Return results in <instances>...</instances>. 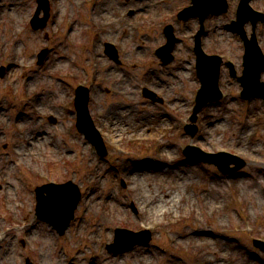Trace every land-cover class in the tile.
<instances>
[{
    "label": "rangeland",
    "instance_id": "374dc122",
    "mask_svg": "<svg viewBox=\"0 0 264 264\" xmlns=\"http://www.w3.org/2000/svg\"><path fill=\"white\" fill-rule=\"evenodd\" d=\"M79 1L83 4L79 5ZM63 2L65 3V7L60 9V29L58 31L62 33H69L70 28L65 25V21L68 19L70 21L72 20V22L79 21L78 26H76V24L74 25L75 29L81 27V25L84 26L82 23L85 21L84 18H86V14L91 10V3L85 4L84 0H63ZM113 2L114 4L112 5ZM1 3L5 5V8L2 9L5 11L4 13H9L14 17L10 16L11 18L7 23L8 18L7 16L4 17L3 13L0 20V39L5 38L9 43V58H14L16 56L15 53L18 52L16 59L18 60L19 65H25V68H28V71H24L22 73L16 70H14V72L10 71L8 74H6L9 78L5 77L0 81V107L2 106V109L4 110V113L2 112L0 114V156L3 157L0 161L4 162V160H6L4 157L9 150L11 154L13 153L16 156L14 157L15 162L12 167V171L10 172V177L13 179V182L10 181V183L14 187L12 186L10 189L4 190L0 185V198L1 195L4 194L6 196L7 193L22 187V179H24L26 175V178H32L34 177L32 175L34 173L39 176L46 172L50 173L49 177H54V179H57L59 176L64 177L66 171H68V178L61 180L60 184L69 182L74 184V181H77L74 185H81L84 190L82 204H90L89 210L84 216L85 231L88 230V232H97L96 227L100 226L101 233H105L107 229L112 230L114 226L117 225H126L130 229H133V231H136L138 230L137 224L139 220L143 222L145 221V218L146 220L154 219H148L141 214L143 213L141 210H144L142 206H147L148 203L151 202L150 200H152L148 196V188L155 191L158 187L156 183L157 181H154L158 178H155L153 173H149L148 168L151 169L154 167V165H159L160 168L163 166L164 168L161 170V172L164 173L167 181H169L171 178L172 185L176 183V185H174V187L176 186L175 188H177L178 182L187 187L184 188V192L180 190V193L182 196L188 199V202H184L179 205L175 209L176 214L184 213V211L193 208H197L199 210V207L201 208L200 213H206L208 210L206 209L205 205L202 204L200 199V196H202L203 193L208 196L209 203L207 206H210L209 210L214 211L213 218L211 220L208 219L207 222L203 223V228L206 229L205 232L207 234L205 233V235L202 237L209 239L212 245L211 248L204 247V249L201 248L196 252V255H198L199 259L208 264H263L262 261H259L258 258L253 256V250H251V246H249V239L252 236L256 237L257 239L264 238V189H262V187H264V161L259 160V158L264 157V141L258 138L254 141L253 145L249 149H245L239 145L243 138L242 134L247 132V130H250V127L248 124L246 128L247 130L241 128L244 108H242V105H240L239 101L234 97H230L227 104L221 105L219 107L215 106L208 108L200 114V117H197L198 119L196 125L199 129L198 134H200V136L203 131L207 129V127H212L214 124H216L213 127L214 130L206 133L204 136L205 141H199L196 139L197 137H195L192 138V141L190 142L189 138L180 134L183 133L182 131L171 128L172 122H176V118L178 117L175 111L179 110V115L186 113L185 108L188 106V96H190L189 91L192 93L193 89L195 88L194 86H196V83L193 79V70L190 66L192 64L191 62L194 60V57L190 51L188 45L190 42L188 40L186 42L182 41L178 46H176L175 60L170 66H161L156 60V57L151 56L152 54L146 51V48L144 47L145 45H154L155 47L156 44L164 42L162 36H157V34L161 33V28L158 26L159 24L150 18L153 17L151 15L158 14L162 10V8L156 7L154 5L156 1H142L136 2L132 5V7L135 8L137 12V15L134 17L137 26L142 28H133L132 31L130 33L128 32L127 35L132 36V43H128V46H132L137 52L136 55H138V57L135 58L144 62L147 60L148 64L135 69L131 68L133 69L132 71H125V67L119 68L116 66L114 70L112 69V73L114 74L112 79H118L120 80V83H126V86L128 87L126 92H131L134 94V89L140 87V84L142 85L141 78H143V75L149 77L152 76L153 87L166 94H172V92H174V96L176 97H172L173 101L175 102V99L179 98L180 104L178 106L175 103L163 106L160 104L152 106L150 103H148V101L142 104H136L137 101L134 99L132 101L133 105H131L135 106V108H133L131 111L134 118L132 120L133 125H129L130 130H127L126 123L123 124L122 127H125V129L122 130V133L120 134L121 136H128L127 138L123 137L125 140L128 139V141L126 140L124 146L121 147L122 152L116 154L113 151L112 144L107 143V139H105V145L108 147L107 150L110 151L109 153L112 157L111 159L105 158L101 161L96 160L97 158L93 152L92 153L94 155L88 152V147L90 146L87 145L85 141L78 138L79 136L76 134L77 132L75 131L73 125L70 133L66 134L68 137H72L75 143H71L69 140V144H66L64 147L68 150V152H63V154H68L75 150L78 152V154L74 155L75 157H72L71 154H68V156H66V160L64 161L65 165L59 162H51V159L54 161L57 160L56 156H52V150L49 147H43L40 144H37L38 147H36V144L31 143L32 146L27 144L26 147H28V150H25L26 148L24 149L22 147L24 143H22L21 140L17 141V136H21L26 127L30 124L31 128L34 130L36 129L37 125L39 126V129L35 130L36 132L47 134L46 137L44 136V140H47L48 136L52 137L55 134H65V132H63V128L71 125L69 124L71 122L69 114L61 110L60 102L65 100L69 95L71 97L70 89H72L73 96V91L75 90L76 85L74 86V83L70 82L69 80L66 81V79H61L60 76L64 72L67 73L71 71H76L80 73L79 75H83V69L87 68V65L82 61L86 60L90 54V51L84 48V46L87 45V39H89V37L86 35L88 33H84L83 30L77 36V32H74V41L70 43V45H73V49L68 50L69 55L66 54L68 56V62L71 61V64L66 63V60L60 62V64L58 63L61 54L65 53L61 48H58L57 50L53 51L56 53L51 56L54 61L51 62L50 60L51 63L48 64L49 69L46 71L41 69V74L37 75L39 69H36L35 66L32 67L31 71L29 70L30 65L33 64V62L30 64V61L32 60L31 56H34L33 54H35L36 58L40 51L43 50L44 47L48 46L50 42H52V39H47V35L50 31L48 26H46L44 30L36 32H33L30 28V22L28 21L31 17H33L37 8L36 0H0V4ZM122 3V1L111 0L108 6L110 15H107L106 18L113 19L118 16L120 11H122L120 8ZM125 5V7L130 6L129 1H127ZM53 6H55V2L52 5L49 4L50 12L51 9H53ZM254 6L256 8L263 9L264 0H256L254 2ZM146 11H150V14L146 15ZM62 15H64V18ZM41 16L42 15L40 13V17ZM12 18H16L17 21L19 18L20 21L16 26L10 23L12 22ZM133 20L134 19L132 18V25L135 24ZM143 26L148 27L149 32H146ZM3 28L5 29V34L1 33ZM17 29H20L19 32L22 33L20 37L14 33ZM210 34L211 35L207 39L204 38L203 45L205 48L208 50L209 47L212 46V48H215L220 52H225L230 55V59L235 60V62L239 64L242 50H239V43L237 42L236 37L232 36L230 33H226L224 30L212 31ZM79 36H81L80 40L78 38ZM154 36H156V38H154ZM76 38H78L79 41ZM120 38L122 37L120 36L117 39ZM141 38L146 40L145 44L140 42V40H142ZM259 39L260 46L264 52V31L262 30L259 32ZM58 41L59 40L55 38L53 42L57 43ZM75 45L76 48H74ZM77 48H79V50L76 51ZM77 53H79L78 56L80 59L74 58V56H77ZM76 63H78L77 68H75L77 65ZM0 64H2V59H0ZM107 69L108 68L106 67L104 71H107ZM24 74H26V76L31 75L34 77L33 80H29L30 82H28L32 85L31 92L37 90L42 93V102L40 104L38 102L37 104L34 103L33 105L28 106V103L31 99L34 101L33 96L30 95V100L28 101V99L24 98V95H22L25 92L24 83H26V80L22 78ZM186 74L191 76V79H185L183 76ZM60 79L62 82L64 81V83H61V89L56 90L55 85L60 83ZM226 79H228V77ZM127 82L129 84H127ZM221 83L223 90H236L237 85L225 80V77ZM102 88L103 91L100 90ZM100 89L99 90L102 92V95H104L106 92V85H100ZM150 89L152 88L150 87ZM68 90L69 93L66 94L65 92ZM15 91L16 96L14 94ZM2 101H4V103ZM115 101H117L116 104L122 102L126 105H129L131 100L128 101L123 98H115L114 102ZM87 102L89 105L90 97L88 98ZM170 102L171 101H169V103ZM89 107L91 108V106ZM263 112V104L256 101L251 102V116L258 117L262 115ZM49 113L56 115L58 120L57 124L49 125L47 120L44 118L45 114ZM209 114L212 115L210 118L208 117ZM19 115L25 119L24 126L19 124L20 122L16 123L15 121L16 117ZM141 116H143V118L145 116H149V118H145L138 122L137 118ZM60 120H62V122H60ZM251 122H254L252 117L248 119V123ZM12 136L16 137L15 144L12 143L15 141V138H11L9 141V138ZM131 136L134 137V140L130 142ZM136 137L139 138L140 142L137 143ZM193 142L198 143V146L205 152H210L209 146H213V148L216 146H222L234 151L242 152L243 157H246V154L249 152H252L255 157L249 156V158H246L247 166L244 169V175H242L241 178L238 180L224 179L223 176L220 175L216 169H214V167L212 168L202 164L193 165L192 163H186L183 160L180 154V149L182 147L179 145H185L186 143ZM7 144H9L7 147L8 149H2V146H6ZM256 145L260 146L258 148L259 151L254 150L253 147ZM51 146H56L57 150L61 149L60 144H51ZM81 152H83V157L80 155ZM19 153L25 155V158H21L18 155ZM120 154H123L124 156L122 157ZM43 156H45V159ZM116 156H118L117 158L119 159V162L117 163L118 165L116 166V162L114 161L113 167L115 168H110L109 166L112 164ZM127 159H129V163H126ZM171 160H174V162L172 163ZM98 165L103 166L102 172L98 170ZM28 166L33 170H29V174L28 171H26L28 170ZM3 167L4 166L0 164V168ZM81 167H83V171H81L83 174L82 179L78 173L77 175L75 174V172L79 171ZM143 168H147V170H144ZM140 169L146 172H140L137 174V177H133L130 175L131 173H129L133 170ZM22 170L24 172V176L19 174L22 172ZM2 172L6 173L7 171L4 169ZM175 172H177L180 177L170 174ZM8 179L9 177L6 179L9 183ZM175 179H178V182L173 181ZM34 180L39 181L38 179ZM120 183L124 184L125 186H121L122 184ZM136 186L142 187L143 190L140 194L144 193L147 195V197L144 196L143 199H138L139 201L135 199L136 195H139V193L135 192ZM31 190L32 189H30V193L27 195L20 194L18 196L17 194L16 197L13 195V198H16V203H23L25 205V209H28L31 206L35 207V200L33 199L34 195L32 194ZM90 191L93 193V197H90L91 199L88 198V192L90 193ZM253 193H258L261 206L254 205L252 203L253 199L250 195ZM240 194L244 196L246 201L248 199L252 207L243 201L244 209L239 208L238 210L236 207H232L230 212L219 211V206H223L225 200H231L232 202L235 196H239V199H242L243 197ZM148 199L149 201H147ZM248 201L247 203H249ZM131 205L134 206L136 214L133 212ZM243 213H245L247 216H250L247 220L250 221L249 224H251L253 221L258 224L253 229L254 234L251 236L236 234L232 235L231 237H220L219 235H221V228H232L236 224L242 223ZM151 215L156 216L158 213H153ZM176 217L177 216H174L171 219ZM31 218L33 220V215ZM166 219L167 217H163L162 221L164 222ZM30 230L33 231V229ZM171 232H173L172 228ZM45 235L46 237L49 236L47 233ZM151 237L153 242L149 247H144L145 249L143 250L140 247L137 248V255L133 256V264H135V260L137 261V264H186L183 260L175 256L174 249L176 245L168 247V245L165 244L166 240L164 241L162 239L156 242L155 240L161 237V234L158 233L153 234ZM45 243L46 240L42 237L31 240L25 235V237H21L15 242L4 245V250H11V255H13V258H2V261L4 262L8 260V262L11 263L13 260V264H21L23 257H27L28 259L29 257L32 259L34 258V255L31 254V251L29 250L30 248L36 247L45 252L47 256L51 255L53 259L58 258L59 255L54 250V241L51 240L50 255L47 253V246ZM161 248H164V253H166L165 255L162 253L163 250H161ZM59 251L60 250L58 249V252ZM183 255L184 254H181L180 256ZM185 258L187 257L185 256ZM65 261V258L61 257V259H59V261L54 264H65Z\"/></svg>",
    "mask_w": 264,
    "mask_h": 264
},
{
    "label": "bare ground",
    "instance_id": "6f19581e",
    "mask_svg": "<svg viewBox=\"0 0 264 264\" xmlns=\"http://www.w3.org/2000/svg\"><path fill=\"white\" fill-rule=\"evenodd\" d=\"M59 3H62V0H59ZM101 8H102V10L98 11V14L102 15L103 17H107L106 16L107 15L106 10H108V9L106 7V3H103L101 5ZM10 16L14 17L12 15H10ZM14 19H15L14 24L17 25L20 20H19V18H18V21L16 20V18H14ZM121 108L122 107L120 106L117 109H109V111H107L108 116L111 117V120L109 122H111V124H112L113 131H114V133H118V134H121L122 133L121 131L125 129V127H122V125L125 123L128 124L129 119L126 121V120H124V117H126V116L130 117L131 116V111H129V109H127V108L121 109ZM127 130H128V128H127ZM111 137L117 142L123 139L121 135L118 137H115V135L112 134ZM38 138H39V136H37L36 139H38ZM43 143H44V145L47 144V142H44V141H43ZM154 164H156V163H154ZM147 167H148V165H147ZM163 168H164L163 166H161V168H160L159 165H154V167H152L151 169L148 168L149 169L148 172L153 173L154 177L158 178V179L154 180V181H157L156 183H157L158 187L156 188V190L153 191L150 188H148V190H147L148 196L152 199V200H150L152 202V205L149 208V212L146 213V217L148 219L154 218L153 220H149L152 224L156 223L161 217L172 218L173 212L175 211V209L179 205H181L182 203L188 202V199L186 197L182 196L180 193V190L183 191L184 188H187V187H185V185L179 183L178 179H175L173 181L178 182V186H177V188H175L176 186L174 187V185H176V183H174V185H172L171 178L169 181H167L165 176H164V173L161 172V170ZM143 169L147 170V168H143ZM144 170H141V169L140 170H133L129 173H131L130 174L131 176L137 177V174H139L140 172L145 173L146 171H144ZM170 174H173V175L180 177V175L177 172L170 173ZM242 193H243V191H242ZM139 196L142 199L144 198V196L147 197V195H145L144 193L140 194ZM250 196L252 197V199L255 200L256 205H258V206L261 205V202L258 198L259 197L258 193H256V194L253 193ZM200 199L204 203L206 209L209 210L210 206H207V204L209 202L207 201L208 198H207L206 194L203 193V195L200 196ZM186 211H184L185 212L184 215L188 214V212H186ZM153 213H158V215H156V216L151 215ZM199 243L201 246H208L210 244V241H209V239L203 238V239L199 240Z\"/></svg>",
    "mask_w": 264,
    "mask_h": 264
}]
</instances>
